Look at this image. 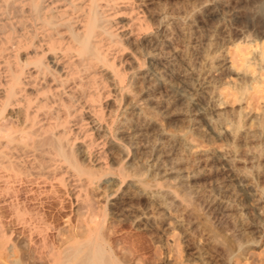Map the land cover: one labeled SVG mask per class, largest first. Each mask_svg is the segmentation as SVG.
Instances as JSON below:
<instances>
[{
    "label": "bare ground",
    "instance_id": "6f19581e",
    "mask_svg": "<svg viewBox=\"0 0 264 264\" xmlns=\"http://www.w3.org/2000/svg\"><path fill=\"white\" fill-rule=\"evenodd\" d=\"M231 1L0 0V264H21L13 234L44 264H127L106 236L120 214L148 231L182 212L201 264L264 246V111L244 106L264 52L234 68L207 40L206 70L189 52L197 19ZM212 71L239 80L236 106H218Z\"/></svg>",
    "mask_w": 264,
    "mask_h": 264
},
{
    "label": "rangeland",
    "instance_id": "374dc122",
    "mask_svg": "<svg viewBox=\"0 0 264 264\" xmlns=\"http://www.w3.org/2000/svg\"><path fill=\"white\" fill-rule=\"evenodd\" d=\"M192 2L197 4L200 0H192ZM203 16L197 19V27L195 28V24V30L193 28L190 32V34L193 32L191 34L192 36L190 34L188 35L191 38L190 40L194 43H189V45H191L189 46L188 42L185 44L180 39L179 41L177 40L179 43L176 42L175 45L179 49H182L183 45H188L189 49L193 50L189 51L192 52L193 56H190L193 58V63H199L200 66L204 64L201 60L202 56L200 57V55L204 54L202 52H204V49L207 46V40L210 41L209 52L212 54L216 52L218 54H222L227 64L233 66L234 68L242 67L241 52H250V56H259L261 52H264V0H232L224 6H218L213 13H205ZM180 41L183 45H179ZM185 48H187V46ZM189 49L187 48L186 50ZM210 50H213L214 52H211ZM196 53H200V55H197ZM198 57L201 61L198 60ZM200 66V70H202V67L206 70L205 65L202 67ZM196 68L198 69L197 65ZM207 77L212 81L215 91L221 94V101L218 103L219 107L224 108L237 105L235 100L237 97V89L240 87L241 83L235 76L212 71L207 75ZM254 77L257 78L254 80ZM245 81L247 87L249 88L246 95V104L244 105L245 110L251 112L252 114L263 112L264 71L254 70L253 67H250ZM160 123H162V121ZM172 128L170 127L171 130L174 129ZM203 128L204 127L201 129L204 131L205 128ZM170 129L168 128V130ZM191 137H194L195 139H192ZM191 137L189 136L188 138L189 140H194L193 142H196V140L199 139L195 136ZM201 141L200 139L197 140L198 145L200 143V145L202 144L204 146H216L221 143L214 140H207L208 142L204 140ZM205 189L203 190L205 192V194L203 193L204 196L207 195V191L210 192V188H207V191ZM209 195L210 194L208 193L207 197ZM232 197V199H234V196ZM238 197H241V199ZM236 199H238L240 206ZM245 200L246 199L243 196L237 195L234 199L235 202L233 200L232 201L235 205H238V207H242L248 204ZM177 213L178 212L172 214L173 219L171 220L173 222L169 221V224L172 222L171 225H167L169 227H164L162 224H158L159 228H151L152 230L148 229V231L136 230L133 228V224H130L129 221L127 222V219L124 218V216L122 217L121 214L120 215L123 220L119 218L120 215H118V218H111V216H109L110 218L107 217V225L109 224L108 226L111 227L110 230L107 231V233H109H106V236L109 241H114L113 244L115 243V250L117 249L116 252L118 257L125 262L127 261V264H201V262L195 258L193 248L190 247L192 246V242L190 240L185 239V241L183 239V235H181L182 230L174 223L176 219L178 221H185L186 215L184 216L182 212H179V214H183L182 216ZM69 214V211H66L61 214V217L55 216L56 218H49L47 225L49 224L48 226L50 227V225L53 226L58 224L61 227H68L70 226V220L68 221L66 217ZM177 215L179 219L180 217H183V219L179 220ZM124 219L126 220L124 221ZM176 225L178 227H176ZM202 227L200 230H195L196 238L198 237L197 240H201L207 234V230ZM161 228L164 230L161 231ZM112 229L115 232H112ZM13 235L10 239L17 248L21 264H44L42 261L38 260V258L36 259V256H34V247L29 244V241L26 238L19 234ZM232 262L233 264H264V246L262 248L251 249L248 261L243 262L238 258H234Z\"/></svg>",
    "mask_w": 264,
    "mask_h": 264
}]
</instances>
